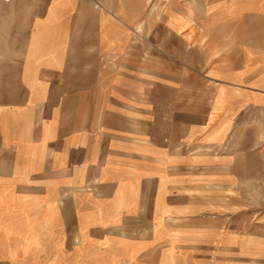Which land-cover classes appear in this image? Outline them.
<instances>
[{
	"label": "crops",
	"instance_id": "0c3cea01",
	"mask_svg": "<svg viewBox=\"0 0 264 264\" xmlns=\"http://www.w3.org/2000/svg\"><path fill=\"white\" fill-rule=\"evenodd\" d=\"M4 31L0 264H213L180 146L264 157V0H4Z\"/></svg>",
	"mask_w": 264,
	"mask_h": 264
},
{
	"label": "rangeland",
	"instance_id": "374dc122",
	"mask_svg": "<svg viewBox=\"0 0 264 264\" xmlns=\"http://www.w3.org/2000/svg\"><path fill=\"white\" fill-rule=\"evenodd\" d=\"M15 35L16 32L4 31V0H0V78L4 73V39ZM145 36L144 28L138 30V40ZM201 103L204 106V101ZM200 115L204 119L206 114ZM185 118L186 122L191 120L192 112L186 109ZM203 140L196 144L186 140L180 150L189 163L192 157H199L200 216L214 222L218 232L211 246V263L264 264V157H257L256 147L242 150L246 145L239 142L206 144ZM225 152L232 155L228 161L231 182L224 181ZM208 203L216 206H205Z\"/></svg>",
	"mask_w": 264,
	"mask_h": 264
}]
</instances>
